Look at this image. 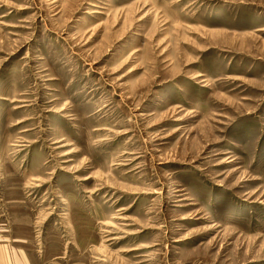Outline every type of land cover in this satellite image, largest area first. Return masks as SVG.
<instances>
[{
	"label": "rangeland",
	"instance_id": "1",
	"mask_svg": "<svg viewBox=\"0 0 264 264\" xmlns=\"http://www.w3.org/2000/svg\"><path fill=\"white\" fill-rule=\"evenodd\" d=\"M0 254L264 264V0H0Z\"/></svg>",
	"mask_w": 264,
	"mask_h": 264
},
{
	"label": "crops",
	"instance_id": "2",
	"mask_svg": "<svg viewBox=\"0 0 264 264\" xmlns=\"http://www.w3.org/2000/svg\"><path fill=\"white\" fill-rule=\"evenodd\" d=\"M1 256H3V258ZM0 257H1L0 258V264H10V262L7 260V257L5 254L4 255L0 254ZM2 260H4V262Z\"/></svg>",
	"mask_w": 264,
	"mask_h": 264
}]
</instances>
